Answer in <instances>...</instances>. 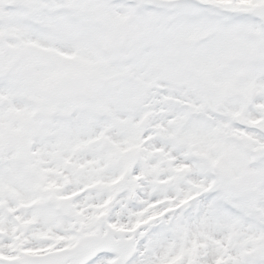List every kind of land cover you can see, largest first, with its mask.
I'll return each instance as SVG.
<instances>
[{"label":"snow or ice","instance_id":"obj_1","mask_svg":"<svg viewBox=\"0 0 264 264\" xmlns=\"http://www.w3.org/2000/svg\"><path fill=\"white\" fill-rule=\"evenodd\" d=\"M0 264H264V0H0Z\"/></svg>","mask_w":264,"mask_h":264}]
</instances>
